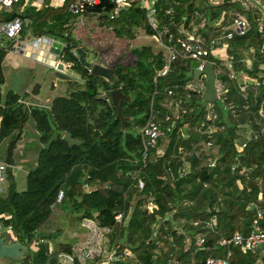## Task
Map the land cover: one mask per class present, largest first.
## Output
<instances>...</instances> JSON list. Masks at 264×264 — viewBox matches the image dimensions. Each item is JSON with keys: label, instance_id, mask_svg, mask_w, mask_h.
I'll return each mask as SVG.
<instances>
[{"label": "trees", "instance_id": "16d2710c", "mask_svg": "<svg viewBox=\"0 0 264 264\" xmlns=\"http://www.w3.org/2000/svg\"><path fill=\"white\" fill-rule=\"evenodd\" d=\"M155 8L157 27L140 2L114 18V4L109 0H100L83 13L99 15L119 38L132 42L144 34L152 39L132 45L108 65L114 68L113 82L93 75L81 62L77 49L82 47L88 54V48L75 36L73 21L78 17L66 6L55 7L47 1L37 8L21 0L11 11L0 12V20L22 16L24 37L45 34L64 42L60 60L82 77L66 80V93L55 97L50 107H25V99L14 90L3 94V63L9 50L0 46V148L31 117L43 144L37 165L26 175L25 188H19L9 166L7 190L0 193V224L12 225L17 241L29 247L22 258H11L12 262L58 264L50 247L75 251L71 244L58 242L63 228L40 230L61 205L78 225L93 220L109 228L106 237L117 258L113 264H205L208 257L225 256L228 251L229 264H264L259 249L251 252L219 242L237 231L248 235L256 219L264 229V93L254 96L251 91L245 101L238 80L220 73L217 77L226 84L227 99L211 102L217 118L208 120V103L202 105V95L186 88L195 78L188 60L179 56L166 75H159L168 53L152 37L161 33L165 44L177 45L179 27L188 26L194 18L197 23L207 19L202 31L208 37L240 5L233 0H157ZM230 44L234 49L254 46L260 50L264 36L253 22L246 35ZM262 60L264 56L257 57L252 72ZM115 89L131 97L122 101L124 122L111 101L110 92ZM169 90L181 100L180 118L168 106ZM230 103L236 112L228 109ZM153 112L162 128L168 125L167 113L175 123L144 160L141 130ZM248 128L252 138L239 151L237 143L247 140ZM23 133L24 129L18 140ZM67 133L82 143L69 145ZM207 142L213 146L207 148ZM159 147H165L164 153H158ZM138 179L144 181L143 188ZM60 191L64 195L58 202ZM150 200L153 209L148 207ZM118 213H123L122 221L116 219Z\"/></svg>", "mask_w": 264, "mask_h": 264}, {"label": "built area", "instance_id": "2783aa9c", "mask_svg": "<svg viewBox=\"0 0 264 264\" xmlns=\"http://www.w3.org/2000/svg\"><path fill=\"white\" fill-rule=\"evenodd\" d=\"M20 1L21 0H0V12L11 11L14 5ZM47 1L55 7L66 6L67 10L77 17L83 15L88 7L100 3V0H26V4L29 3L40 8ZM109 1L114 4L111 18L116 17L120 11L127 6L140 2L148 10V16L152 26L157 27L155 2L149 5L148 0ZM233 2L238 3L240 9L230 10L228 12V21H219L217 28L211 31L208 37H205L202 31L206 25L207 19L202 18V14L198 12L197 15L202 18L201 23H197L194 18L188 26L182 24L178 29V36L175 38L177 45H172L171 43L165 44L161 37V33L153 35V39L165 47L168 53L165 66L159 72V75H166L171 68L172 63L177 60L179 56H182L188 60V66L192 72L195 69L192 66L193 62L199 63L196 67L199 72H202L208 63L214 65L217 101L224 103L227 99L225 93L226 84L222 79L217 77L220 73L226 74L230 79L238 80L240 83L239 93L245 101H249L251 91L254 92V96H260L264 93V60L258 62V65H256L257 71L252 72L257 57L264 56V45L258 50L254 46L247 49L242 47H236V49H234L230 44V42L237 36L246 35L252 29L253 22L257 23L259 31L262 32L264 36V0H233ZM23 9L24 6L21 8V11H23ZM24 26L25 22L22 16H17L10 20H0V46L5 47V42H10L12 43L11 47H6L9 51H14L23 56H27L28 52H32V57H34V59H37L56 70L59 61H61L60 52L65 46V43L45 34L26 35L24 37ZM173 39V35H170L169 41H172ZM222 52L225 53L224 56H222ZM236 52L240 53L242 56L238 57ZM66 72L73 76V72L75 71L68 68L66 65ZM77 78L82 79L80 74H78ZM206 78L205 74L195 76L193 80L187 83L186 88L198 91L203 95L206 89ZM173 95L174 92L169 90L168 98L170 99V102L168 106L169 108H174V114L177 118H180L181 100L175 99ZM226 106H228V109L236 112V106L234 103H230ZM207 107L209 110L206 116L207 119L212 121L215 120L217 115L214 111V105L211 102H208ZM183 112H185V110H183ZM260 114L263 115V110H260ZM156 117L157 115L153 112L141 130L144 143V160L148 159L150 151L158 146L160 138L165 135L167 130H171L175 123L172 115L167 113L164 120L168 125L166 128H162L161 123ZM249 131L250 134L245 135L247 140L243 143H237L239 151H242L246 147L248 141L252 138L253 131L252 129ZM206 146L207 148H211L213 143L207 142ZM8 167L9 165L5 160H0V193H4L7 190ZM138 183L141 188L144 187V181L142 179H138ZM63 195L64 192L60 191L58 202H61ZM154 206L153 201L150 200L148 207L153 209ZM123 216V213H118L116 219L122 221ZM258 216L259 218L262 217L261 210H259ZM82 226L87 228L88 234L82 243L73 245L74 252L57 250L54 247H50L49 253L57 257L58 264H83L89 259H96L95 256H100L101 254H104L106 257L102 264H113V260L117 258L116 250L110 249V244L106 237L109 228H102L93 220H85L82 223ZM1 230H6L14 234L10 236L11 241L14 242L17 240L12 225L4 227L0 224V231ZM202 242L203 240L199 239V244ZM219 242L221 245L225 246H241L245 250L251 252H255L257 249L264 250V229L261 227L259 219H256L253 223V229L248 235L237 231L232 237L222 238ZM230 255L231 252L228 251L225 256H210L207 258L205 264H229ZM96 264H98V262ZM177 264L182 263L178 262Z\"/></svg>", "mask_w": 264, "mask_h": 264}, {"label": "rangeland", "instance_id": "374dc122", "mask_svg": "<svg viewBox=\"0 0 264 264\" xmlns=\"http://www.w3.org/2000/svg\"><path fill=\"white\" fill-rule=\"evenodd\" d=\"M156 1L157 0H148V4L150 5ZM28 5L31 4L28 3ZM73 25L75 27V36L82 40L88 48V54L86 55L87 60L90 62H106L104 64L110 65L124 55L132 45L152 41V39L147 38L148 36L144 34L132 42L119 38L116 36L112 26L108 24L106 20L100 18L99 15L83 14L73 21ZM11 45L12 43L5 42L4 46L11 47ZM224 55L225 53L222 52V56ZM32 56V52H28L27 56H23L14 51H8L3 63L6 75V82L3 85V94L5 95L7 91L11 89L22 95L25 99V107L31 105L50 107L53 98L66 93L68 83L66 80L58 78L54 69L34 59ZM76 75L78 76L77 72H73L72 78H77ZM36 84H40V91L38 94H33L32 90ZM23 129V136L18 140L17 148L13 154L15 164L11 167L21 188H25V173L27 174L37 165L38 154L43 146L40 142L39 133L32 117L29 118ZM249 130L248 128L246 135L250 134ZM8 143L9 141L7 140L0 148V160H3V157L6 155ZM56 209L65 211L61 205H58ZM59 214H62V212ZM59 214L53 215L54 217L52 218L55 219L54 221L58 222L57 227L53 226L55 222L52 227L56 229L63 228L64 235L67 233V235H71V231L80 225H78V223L76 224V219L73 214H66V211L62 217H59ZM84 229L85 233L88 234L87 228ZM9 233L10 232L6 230L0 231V235L6 239H8L10 235H14L13 233ZM95 258H98V264H102L106 259L104 254L100 256L96 255ZM18 263L19 262L11 261L10 264Z\"/></svg>", "mask_w": 264, "mask_h": 264}, {"label": "water", "instance_id": "95a60500", "mask_svg": "<svg viewBox=\"0 0 264 264\" xmlns=\"http://www.w3.org/2000/svg\"><path fill=\"white\" fill-rule=\"evenodd\" d=\"M77 52L79 53V57L81 62L91 69V73L96 76L103 77L104 79L113 82L115 79L114 75V68L106 66L101 63L97 62H90L87 60L86 57V51L80 47L77 49ZM198 62H193L192 66L195 68L193 73L195 76H200L201 74L206 75V82H205V92L202 95L201 104L205 105L208 102H216L217 101V95H216V84H215V73H214V65L212 63H208L202 72H199L196 67L198 66ZM56 76L63 80L71 79L72 76L66 72V65L63 61H59L57 67H56ZM40 89V84H36L32 90L33 94H38ZM111 101L113 105L117 109V117L122 118L123 122L126 120V118L123 116V106L122 101L123 100H130V96L124 94L121 90L115 89L110 92ZM23 131V128H20V131L17 133L16 137L12 139L6 149V155H5V161L7 164L12 167L13 164V154L17 147L18 139L21 135V132ZM65 139L68 141L69 145H80L82 142L80 140H77L72 137L70 133H67L65 135ZM29 250V247L21 242H16L14 244H6L5 239L0 236V257H8L12 259H20L22 258L25 253Z\"/></svg>", "mask_w": 264, "mask_h": 264}, {"label": "crops", "instance_id": "0c3cea01", "mask_svg": "<svg viewBox=\"0 0 264 264\" xmlns=\"http://www.w3.org/2000/svg\"><path fill=\"white\" fill-rule=\"evenodd\" d=\"M95 62V61H94ZM93 62V63H94ZM104 63H106V62H102L101 64H104ZM104 65H106V66H108V64H104ZM40 91V90H39ZM54 99V98H53ZM24 103H25V101H24ZM17 148V147H16ZM164 151H165V147L163 148V147H159V149H158V153H160V154H162V153H164ZM20 169V168H19ZM25 175H27L26 173H25ZM17 180V179H16ZM25 181V180H24ZM18 182V185H19V188H21V186H20V184H19V181H17ZM22 189V188H21ZM55 210H57V211H55ZM62 212V214H59V213H61ZM64 212L65 211H63V210H58V209H56V207L54 208V210H53V213H52V215H51V217L44 223V224H42V226L40 227V230L41 231H45V232H49V231H54L56 228H53L52 227V225H53V223L55 224V225H53V226H56L57 227V222L58 221H54L55 219L54 218H52V217H54L53 215L55 214V215H57V214H59V217H62L63 216V214H64ZM81 227V228H80ZM1 231H4V230H1ZM72 234L71 235H61L60 237H59V239H58V242L60 243V242H65V243H69V244H71L72 246L75 244H80V243H82L83 241H84V239L86 238V236H87V233H85V229L82 227V225H80V226H78V227H76L75 229H73L72 231ZM70 232V233H71ZM69 233V234H70ZM9 234H12V233H9ZM1 236V235H0ZM11 236V235H10ZM10 236H9V238L8 239H6V238H4L5 239V243L6 244H14V243H16V242H18L17 240L16 241H11L10 240ZM74 247V246H73ZM260 251H261V253L264 255V250L263 249H259ZM11 258H8V257H0V264H10L11 263ZM18 264H21V263H18Z\"/></svg>", "mask_w": 264, "mask_h": 264}]
</instances>
